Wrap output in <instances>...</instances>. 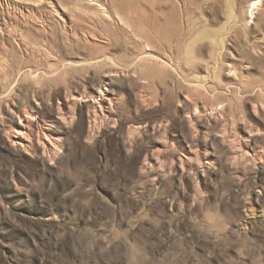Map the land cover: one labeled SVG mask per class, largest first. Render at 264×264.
<instances>
[{
    "label": "rangeland",
    "instance_id": "rangeland-1",
    "mask_svg": "<svg viewBox=\"0 0 264 264\" xmlns=\"http://www.w3.org/2000/svg\"><path fill=\"white\" fill-rule=\"evenodd\" d=\"M1 1L0 264H264V0Z\"/></svg>",
    "mask_w": 264,
    "mask_h": 264
},
{
    "label": "bare ground",
    "instance_id": "bare-ground-1",
    "mask_svg": "<svg viewBox=\"0 0 264 264\" xmlns=\"http://www.w3.org/2000/svg\"><path fill=\"white\" fill-rule=\"evenodd\" d=\"M42 1V0H41ZM34 2H36L35 0H34ZM262 2H263V0H251V5L249 6V9H250V13H249V15H250V18H253V16H254V14L256 13V11H258L259 10V8H260V6H261V4H262ZM0 5H2V1L0 0ZM100 5V4H99ZM58 14V13H57ZM1 27V26H0ZM3 33V32H2ZM12 34H13V36L14 35H16V34H14L13 32H12ZM77 34V33H76ZM84 35V34H83ZM24 36V35H23ZM24 39V38H23ZM81 39V38H80ZM19 43H20V45H17V42H16V45L15 46H13V51L14 52H18V50L21 48V47H23L24 46V43L23 42H21V41H19ZM35 44V43H34ZM45 45V44H44ZM40 46V45H39ZM151 46V45H150ZM41 47V46H40ZM149 47V46H148ZM52 48V47H51ZM150 48V50H151V52H153V53H148V54H146V56L142 59V61H147V60H149V59H151V60H153V59H159L158 58V56H156V54H158V55H160V56H165V57H167L166 55H163V54H160L157 50H155V49H153L152 47H149ZM44 49V48H43ZM29 50V49H28ZM25 51V50H24ZM30 53L32 54V55H39V51H38V49H36L35 48V50L32 48V51L30 50ZM51 55V54H50ZM143 57V56H142ZM169 57V56H168ZM44 58V57H43ZM112 62V63H116V61L115 60H113L112 58H109V57H106L104 60H102L101 58H99V59H96V60H92V61H87V60H83V61H80V62H78V61H72V62H69V63H66L65 65H62V66H60L59 68H57V67H54V74H52L53 72H51L50 73V71H34V72H32L31 74L32 75H34L36 78H40V77H43L44 75H47V76H51V75H53V76H55V75H57V74H59L60 72H67L68 70H70V69H78V68H80V67H83V66H85L86 64L88 65V66H95V67H99V66H101L103 63H108V62ZM172 63V62H171ZM9 68H10V64L7 62V61H5L4 59H1L0 58V77L3 75V76H5L6 74H7V72H8V70H9ZM45 68V67H44ZM52 68V67H51ZM31 69V71H33L34 69L33 68H30ZM228 71H229V73H236L237 72V67L233 64V65H231V66H228ZM22 72V71H21ZM20 74V73H19ZM121 74H120V72H118V71H115V70H112V71H109L108 72V74H105L104 76H105V83H110V82H112V80H113V78L115 77V78H117V77H119ZM41 79V78H40ZM97 98V99H96ZM70 104L72 105V106H65V112L64 113H66L65 115H69V116H72L73 114H74V109H76V107H78L79 105H80V100H81V98L80 97H76V95L74 96H72L71 95V98H70ZM91 100L92 101H96V103L98 104V105H94V107H93V116H92V119L94 118V121H92L90 124V126H89V132H90V134H93V133H96V129H97V120H99V119H105V120H107L109 117H110V114L108 115V116H106L105 114H104V111L105 110H110V106H111V104L113 103V99H112V97L108 94V93H104V91L103 90H99V92L97 93V95L96 96H91ZM67 101H69L68 99H67ZM72 107H74V109L72 108ZM111 109H113V108H111ZM197 110H198V107H197ZM76 112V111H75ZM197 113H198V111H197ZM211 113V112H210ZM64 115V116H65ZM29 116H31V115H29ZM212 116V115H211ZM68 117V116H67ZM67 117L66 118H63L62 120L63 121H65L66 119H67ZM19 119H21V117H19ZM102 121V120H101ZM101 123V122H100ZM22 125V124H21ZM25 128V127H24ZM155 129V128H154ZM44 134V136H45V140H47L48 141V143H49V145H51V147H49L48 146V144L46 145V143H45V145H44V147L46 148V149H48V151L49 152H52L53 153V151L54 150H57V149H59V145H60V139L58 140V138H55L53 135H51V133H47V134H45V133H43ZM17 135H19V137L21 138L20 139V141H19V145L21 146V147H24L25 146V137H24V135H25V133L20 129V130H18L17 131ZM228 138V137H227ZM57 152V151H56ZM55 154V153H54ZM55 156H57L56 154H55ZM52 159H53V157H52Z\"/></svg>",
    "mask_w": 264,
    "mask_h": 264
}]
</instances>
